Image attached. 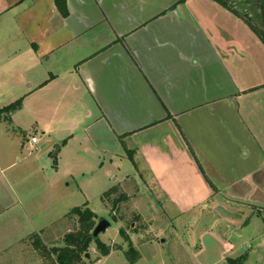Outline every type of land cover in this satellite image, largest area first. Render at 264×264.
I'll list each match as a JSON object with an SVG mask.
<instances>
[{
    "label": "crops",
    "instance_id": "obj_1",
    "mask_svg": "<svg viewBox=\"0 0 264 264\" xmlns=\"http://www.w3.org/2000/svg\"><path fill=\"white\" fill-rule=\"evenodd\" d=\"M251 31L215 0H65L64 13L55 0H0V58L38 66L41 102L93 106L84 128L99 149L142 162L140 183L181 213L228 210L226 228L245 223L249 198L264 204V78L253 70L264 50ZM38 124L48 141L61 128Z\"/></svg>",
    "mask_w": 264,
    "mask_h": 264
},
{
    "label": "rangeland",
    "instance_id": "obj_2",
    "mask_svg": "<svg viewBox=\"0 0 264 264\" xmlns=\"http://www.w3.org/2000/svg\"><path fill=\"white\" fill-rule=\"evenodd\" d=\"M254 37L251 43L257 41L264 50ZM18 53L15 56L21 58ZM13 57L6 61L0 58V107L22 98V107L13 113V122H0V264H51V259L41 253L63 245L62 238L74 228L75 221L67 218L66 212L84 203L95 213L96 223L101 217L110 221L98 238L121 247L113 250L108 262L95 264H227L224 255L235 258L240 253L248 256L243 264H264V212L259 216L257 211L264 204L260 200H247L251 210L243 213L245 223L236 228H226L232 214L228 216L231 212L221 208L201 215L198 211L181 213L156 189L152 191L142 162L138 161L136 167L129 158L121 161L96 146L100 138L84 128L94 121L93 106L41 102L38 66L22 63L23 70H18L8 61ZM259 68L253 70L264 78V68ZM31 89L34 91L27 94ZM38 119L47 128L61 127L51 141ZM70 122L73 129L66 133L65 125ZM32 136L36 144H31ZM62 142L64 147L54 155ZM12 160L17 165H8ZM112 186L117 193L111 197L119 192L126 196L114 207L110 200L101 199ZM254 196L261 195L256 190ZM138 211L142 214L137 215ZM120 228L137 252L134 262L125 255L129 242L119 233ZM35 236L41 241L38 248L31 244ZM86 253L89 256H82L84 264H93L101 256L95 241Z\"/></svg>",
    "mask_w": 264,
    "mask_h": 264
},
{
    "label": "trees",
    "instance_id": "obj_3",
    "mask_svg": "<svg viewBox=\"0 0 264 264\" xmlns=\"http://www.w3.org/2000/svg\"><path fill=\"white\" fill-rule=\"evenodd\" d=\"M222 6L231 9L237 16L243 18L252 31L258 35L264 43V0H215ZM239 1V3H235ZM249 3L254 4L255 10L249 6ZM58 10L65 12V0H55ZM236 6V7H235ZM22 107V98L0 107V122L12 123V114ZM117 193L115 186L110 187L103 192L101 199L105 202L110 200L114 206L125 200L126 196L123 192H119L115 197L112 194ZM69 219H75L74 228L67 231L62 238V246H53L49 251L42 252V256L51 259V264H84L82 256L88 250L91 242L95 241L96 249L101 256L107 255L114 249H120V245L112 246L102 242L98 237H91L92 230L95 226V213L88 207L87 203L82 206L72 207L65 215ZM119 233L129 242V248L125 251V255L130 262L137 259V252L130 244V238L123 228L119 229ZM35 241L31 244L34 248H38L41 244L39 238L34 237ZM44 245V244H42ZM45 246V245H44ZM40 247V246H39ZM45 248V247H44ZM41 251V250H40ZM132 254V255H131ZM246 259V254L236 258H228V264H243Z\"/></svg>",
    "mask_w": 264,
    "mask_h": 264
},
{
    "label": "water",
    "instance_id": "obj_4",
    "mask_svg": "<svg viewBox=\"0 0 264 264\" xmlns=\"http://www.w3.org/2000/svg\"><path fill=\"white\" fill-rule=\"evenodd\" d=\"M58 148L59 145L56 146L55 151L53 153L54 155L57 153ZM109 225H110V221L108 219L103 217L99 218L92 230L91 237L93 239L97 238L99 233L101 231H105ZM85 256L88 257L89 256L88 253H85Z\"/></svg>",
    "mask_w": 264,
    "mask_h": 264
},
{
    "label": "built area",
    "instance_id": "obj_5",
    "mask_svg": "<svg viewBox=\"0 0 264 264\" xmlns=\"http://www.w3.org/2000/svg\"><path fill=\"white\" fill-rule=\"evenodd\" d=\"M36 141H37V140H36V137H35V136H32V137L30 138V142H31V143H36Z\"/></svg>",
    "mask_w": 264,
    "mask_h": 264
}]
</instances>
